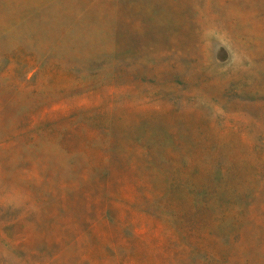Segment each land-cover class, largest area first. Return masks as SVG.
<instances>
[{
    "label": "rangeland",
    "instance_id": "1",
    "mask_svg": "<svg viewBox=\"0 0 264 264\" xmlns=\"http://www.w3.org/2000/svg\"><path fill=\"white\" fill-rule=\"evenodd\" d=\"M63 115L159 192L227 175L264 264V0H0V264H149L88 224Z\"/></svg>",
    "mask_w": 264,
    "mask_h": 264
},
{
    "label": "trees",
    "instance_id": "2",
    "mask_svg": "<svg viewBox=\"0 0 264 264\" xmlns=\"http://www.w3.org/2000/svg\"><path fill=\"white\" fill-rule=\"evenodd\" d=\"M73 118L63 115L65 123H59L73 150L87 155L96 130L72 122ZM26 131L31 134L32 129ZM106 147L109 144L96 157L87 155L96 165L94 176L81 170L72 184L82 190L78 201L88 224L105 231L106 246L117 242L114 251L130 257L143 254L144 258L149 251V264H248L249 259L241 257L242 227L253 203L243 210L247 205L243 198L226 191L227 175H201L196 180L192 172L181 171L179 178L169 176L170 191L162 193L133 172L128 159L124 163L123 157L111 155ZM118 232L126 239L120 235V241L112 242Z\"/></svg>",
    "mask_w": 264,
    "mask_h": 264
}]
</instances>
